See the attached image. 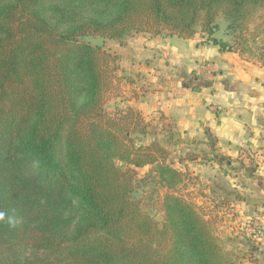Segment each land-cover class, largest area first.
<instances>
[{"label": "trees", "instance_id": "16d2710c", "mask_svg": "<svg viewBox=\"0 0 264 264\" xmlns=\"http://www.w3.org/2000/svg\"><path fill=\"white\" fill-rule=\"evenodd\" d=\"M220 15L242 49L214 37ZM259 29L264 0H0V264H232L175 194L184 175L168 150L136 145L144 115L105 110L117 55L83 39L201 32L244 56ZM148 166L168 190L162 223L133 198Z\"/></svg>", "mask_w": 264, "mask_h": 264}, {"label": "crops", "instance_id": "0c3cea01", "mask_svg": "<svg viewBox=\"0 0 264 264\" xmlns=\"http://www.w3.org/2000/svg\"><path fill=\"white\" fill-rule=\"evenodd\" d=\"M115 51L138 77L126 106L172 120L187 139V151L210 152L204 161L194 156L186 162L188 171L233 202L246 233L252 221L264 229V60L222 52L197 35L140 34ZM255 245L251 251L264 264V245Z\"/></svg>", "mask_w": 264, "mask_h": 264}, {"label": "rangeland", "instance_id": "374dc122", "mask_svg": "<svg viewBox=\"0 0 264 264\" xmlns=\"http://www.w3.org/2000/svg\"><path fill=\"white\" fill-rule=\"evenodd\" d=\"M217 24L219 25V30L215 33V38L242 49L243 44L239 41V45H236V38L229 33L228 23L223 15L218 17ZM250 30L254 32L255 27L253 25L250 26ZM258 32H260V29L257 31V34H259L257 43L252 46L250 51L247 50L248 52L244 55L247 59H259V53L264 54V34ZM140 34L144 33H132L120 41L104 39L99 36H88L83 39L92 45H100L113 56L117 55L116 61L111 63L106 70L107 86L104 108L109 113L130 107L126 105L134 97L135 91L132 88L134 84L138 83L137 74L127 72L123 56L119 55L115 50H119V44L122 41H128V39ZM197 36L198 38L208 39V34L201 32ZM182 43H178L179 49H182ZM183 54L188 55V52L186 51ZM192 77H197L195 71L192 73ZM142 120L139 123V127L144 125L146 133H140L138 127H135V131L131 133L136 145L147 147L157 143L168 150V154L164 153V156H166L164 162L180 170L184 175L181 185L174 191L176 192L175 194L194 204L198 212L205 218L225 258L232 264H258V260L255 259L256 256L251 251L253 247H256L255 243L257 241L245 230L241 229L242 224L237 221L236 212L232 211L235 209L232 206L233 202L220 199L216 193L208 191L206 183L201 179V174L196 175L195 172H190L187 169L188 165L186 162L190 161L191 158L198 156L204 161L208 159L210 152L187 151V139L178 131L172 120L160 118V114L144 115ZM131 127H134V125ZM168 139H171L172 142H168ZM176 141L178 145L173 144ZM158 158L159 160L162 159V157ZM203 161L200 162L204 163ZM227 162L228 159L225 160L224 165ZM167 192L168 190L161 185L156 177L153 166L134 170L133 198L139 201L142 210L155 218L158 223H162L165 216L163 202Z\"/></svg>", "mask_w": 264, "mask_h": 264}, {"label": "built area", "instance_id": "2783aa9c", "mask_svg": "<svg viewBox=\"0 0 264 264\" xmlns=\"http://www.w3.org/2000/svg\"><path fill=\"white\" fill-rule=\"evenodd\" d=\"M247 231L256 241L264 245V229L257 222H250L247 226Z\"/></svg>", "mask_w": 264, "mask_h": 264}, {"label": "clouds", "instance_id": "9594fccd", "mask_svg": "<svg viewBox=\"0 0 264 264\" xmlns=\"http://www.w3.org/2000/svg\"><path fill=\"white\" fill-rule=\"evenodd\" d=\"M3 218V213H0V219H2Z\"/></svg>", "mask_w": 264, "mask_h": 264}]
</instances>
